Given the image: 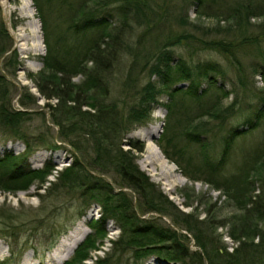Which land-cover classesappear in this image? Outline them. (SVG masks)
<instances>
[{
	"label": "trees",
	"instance_id": "trees-1",
	"mask_svg": "<svg viewBox=\"0 0 264 264\" xmlns=\"http://www.w3.org/2000/svg\"><path fill=\"white\" fill-rule=\"evenodd\" d=\"M33 1L41 13L46 54L42 57V68L28 77L46 101L51 120L59 128V140L73 149L72 162L58 171L51 184L67 189V193L75 195L74 199L78 195L82 197L80 215L86 203H98L101 207L100 216L88 223L93 233L79 244L72 258H85L84 249L94 238L92 236L104 233L111 219L120 228V234L111 240V251L95 260L97 264H109L110 257L118 254L123 258L131 252L140 261L156 255L178 264H264V147L247 149L234 169L228 165L236 136L257 127L264 117V98L253 115L247 114L242 122L226 131L221 148L217 150L207 134L222 132L223 123L238 112L233 103L223 106L229 90L223 83H217L220 69L211 61L177 59L170 50V46L195 40L197 48L225 54L235 64L239 44L223 38L193 39L195 36L186 31L167 35L159 44L161 47H157L149 68L155 78L141 86L136 101L125 111L124 105L111 96L112 84L128 48L127 34L134 13L144 15L142 18L147 23H156L157 10L150 1L124 0L105 13L100 6L92 7L95 3L91 2L97 0H58L55 6L52 0ZM204 1L191 0L196 9ZM47 6L51 13L49 10L45 13ZM56 6L58 11L53 10ZM232 9L226 17L242 26L239 30L244 43L246 32L242 24L252 15L264 13V9L254 11L250 1ZM1 10L0 5V59L13 46ZM198 12L201 14L199 9ZM114 13L118 14L117 20L112 18ZM251 40L258 43L256 38ZM258 51L262 58L254 62V73L259 72L264 77V54L260 48ZM15 63L11 61L12 67ZM137 63L132 65L136 67ZM78 75L82 78L76 81ZM4 78L0 73V83ZM204 82L206 86L202 87ZM2 90L0 132L21 138L26 150L19 154L8 150L0 156V189H28L35 180L42 185L52 174L55 164L46 161L42 167H31L28 159L36 142L22 132V123L33 114L29 108L37 105V96L29 90L20 93L21 108H15L13 96L5 88ZM210 90L215 92V97L203 103L204 95ZM163 93L169 96L166 107L173 115L160 139L165 143L162 146L164 154L176 162L186 176L204 178L226 197L233 196L241 209L229 232L237 242L232 251L207 236V227L213 229L221 223H214L209 216L199 219L198 214L181 210L138 166L134 150L143 151V142L128 139L130 147H123L124 138L135 125L147 122L151 108ZM53 99L55 102L51 103ZM203 117L218 120L217 128L209 127L208 120H202ZM244 125L247 128L241 129ZM38 141L51 148L60 146L41 136ZM192 144L197 146L193 152L188 150ZM9 209L0 210V235L8 240L14 256L20 250H15L17 234L11 226L15 228L22 220L18 211ZM149 212L154 213L153 216L142 215ZM70 225L56 232L66 231ZM182 230L193 234L196 250L190 248L191 240ZM51 235L49 244L53 245L57 235L54 232ZM8 262L0 260V264Z\"/></svg>",
	"mask_w": 264,
	"mask_h": 264
},
{
	"label": "rangeland",
	"instance_id": "rangeland-1",
	"mask_svg": "<svg viewBox=\"0 0 264 264\" xmlns=\"http://www.w3.org/2000/svg\"><path fill=\"white\" fill-rule=\"evenodd\" d=\"M54 6L58 4V0H52ZM92 7H101V12L105 13L109 10L112 11L116 5L123 3L124 0H97ZM127 1V0H125ZM140 3L143 0H138ZM157 10V20L153 24L147 23L143 20L140 13L135 12L134 18L130 21L129 31L127 34L126 52L121 61V68L114 76L111 96L120 104L124 105L123 109L131 106L139 95L138 90L147 81L153 80L155 76L150 72V66L154 62V56L158 49L161 47L159 44L166 39V36L182 31L189 32L197 38H223L233 40L237 46L238 61L233 64L231 60L220 52L214 50H203L196 47L198 41L182 42L174 46H170V50L175 54V58H185L189 61H211L217 64L220 72L217 74L218 84L223 83L225 89L229 90V95L223 99V106H228L233 103L236 114H232L223 123L222 132H209L207 138L214 143L217 150H220L223 143V135L233 125L244 120V117L249 114L253 115L255 111L262 105V98H264V77L259 72L254 73L256 67L254 62L261 60L259 55V48L264 54V13L254 14L247 21L244 22V29L246 37L244 41L243 35L240 34L242 26L232 18H227L228 12L232 11L233 7L238 6L239 3L251 2V9L260 12L264 9V0H205L196 9V5L191 0H148ZM21 0H0V5L3 12L5 24L9 30L12 38L13 46L10 51L5 52L0 59V73L5 77L3 83H0V94L3 88L8 90V94L13 96L12 105L15 108H21L18 102L20 93H27V90L33 92L37 96V105H32L29 110L33 111L29 119L22 123V132L27 135L29 139L35 143L34 151L28 159L31 167L39 168L46 161H51L55 164V169L52 174L48 175L47 181L40 184L35 180L28 189H21L16 191H6L0 189V210L9 211L11 209L18 211L20 214L21 222L16 224L15 228L11 226L13 231L17 234L18 245L15 248L20 250L16 255H11V247L6 238L0 235V260H9L8 264H50L47 263L48 253L52 252L57 246L59 240L68 232L73 229L80 221L87 227V234L80 242L82 243L86 236L92 232L88 223L92 219L100 216L101 207L98 203L85 204L84 212L82 215L79 213V208L82 197L78 196L74 199V194L67 193V189L61 186L52 185L51 182L56 179L58 171L63 167L69 165L73 160V149L68 143H63L59 140L58 126H56L50 117L48 107H46L45 99L37 91L34 81L28 75L39 71L43 66L42 57L46 54V45L44 42V32L42 29V22L40 19V12H38L33 0L32 8L35 13L34 18L41 29V50H23L18 46L16 36L14 33L15 28L19 24H25L30 18L23 17L19 14V10L9 12V5L14 6L20 4ZM51 13L50 8L47 6L45 13ZM58 11V7H54ZM146 14V10H142ZM209 13V14H208ZM56 14V13H55ZM58 14H56L57 17ZM142 15V16H141ZM151 16V15H150ZM118 14L114 13V20H117ZM153 18V17H152ZM150 19V21L152 20ZM224 19V20H223ZM222 20V21H221ZM58 22V19L57 21ZM147 28H150L149 30ZM61 29V28H60ZM256 38L255 40L251 39ZM27 47H31L35 43V38L31 36L25 38L23 41ZM240 43H242L240 45ZM256 44V45H255ZM198 45V44H197ZM159 46V48H157ZM157 48V49H156ZM257 48V52H256ZM149 56V61L148 60ZM6 58V59H5ZM4 59V60H3ZM3 60V61H2ZM15 61V66L12 67L11 61ZM2 61V62H1ZM138 61L136 67L134 64ZM146 61V62H145ZM142 62V63H140ZM145 62V63H143ZM239 62V63H238ZM149 64V65H148ZM30 65V66H28ZM133 71L131 75L129 72ZM242 77V79L240 78ZM82 76L78 75L75 80L78 81ZM130 78V79H129ZM184 83V82H183ZM185 84V83H184ZM206 86V82L202 87ZM24 87V88H23ZM210 90L204 95L205 103L208 99L215 97V92ZM169 96L163 93L159 96L157 104L153 105L150 111V116L147 122L135 125L131 132L124 138V148H129L130 144L128 139H139L144 144L143 151H136V163L138 166L149 175L151 180L156 183L162 192L170 198L175 205L185 212H194L198 214L199 219L209 216L214 223H221L213 229L207 227V236L213 238V241L220 246H226L229 251H232L237 245L236 241L229 235L231 225L234 218L240 213L239 205L236 199L232 196L226 197L223 192L217 190L212 184L208 183L204 178L194 179L195 177H188L184 174L182 169L176 162L169 159L162 151V146L165 145L164 141L160 140L163 134V129L172 119V114L168 112L166 102ZM51 103L55 99L50 100ZM208 102V101H207ZM234 111V112H235ZM161 116H157V113ZM233 112V113H234ZM202 120H208L206 123L209 127L214 128L219 124L218 120L207 119L203 117ZM151 123H158L159 134L155 139L156 144L161 152L168 159L170 163L175 164L176 172L180 173L186 181L178 183L172 189H166V185L162 180L153 178L150 174V169L155 164L142 166L144 164V153L146 142L142 139L138 132H143ZM217 128V127H215ZM242 128H247L246 125ZM247 130V129H245ZM39 136L51 140L59 144V147L51 148L45 146L38 141ZM264 147V117L260 120L257 127L247 130L244 134H238L235 138V146L232 149L228 165L234 169V166L242 158L243 153L249 148L260 149ZM197 146L192 144L188 150L194 151ZM11 150L15 154L22 153L26 150V143L19 137L0 132V156L5 151ZM172 150V147H169ZM156 164L155 167H157ZM156 172V171H154ZM155 175V174H154ZM157 175H155L156 177ZM259 183V182H258ZM81 201V202H80ZM186 203L192 205L186 206ZM80 205V206H79ZM154 213L149 212L142 214L145 217L153 216ZM77 216L75 221L73 218ZM167 221L168 218H163ZM71 225L65 231H57L64 225ZM1 224V223H0ZM205 225V224H204ZM264 226V225H263ZM183 233H187L182 230ZM57 237L56 242L49 244L53 235ZM93 233V232H92ZM120 234V228L113 220H108L106 224V231L99 235L92 236L91 242L85 247V258H72L73 254L65 259L62 264H97L95 260L98 257L105 256L107 251H111V240L116 239ZM190 241V248L197 249L193 234L187 233ZM29 239V241L27 240ZM257 239H255L256 241ZM30 243V244H29ZM86 246V245H85ZM115 255V254H114ZM128 255L132 256L129 257ZM84 257V256H83ZM145 259V260H144ZM140 261L134 257V253H128L123 258L121 255L116 254L110 257L108 263L112 264H178L156 255L148 256Z\"/></svg>",
	"mask_w": 264,
	"mask_h": 264
},
{
	"label": "bare ground",
	"instance_id": "bare-ground-1",
	"mask_svg": "<svg viewBox=\"0 0 264 264\" xmlns=\"http://www.w3.org/2000/svg\"><path fill=\"white\" fill-rule=\"evenodd\" d=\"M8 9L10 13L19 10V14L21 16L30 18L25 24H19L14 30L18 46L23 50H35L39 52V50H41V29L37 24V20L34 18L35 13L33 12L31 0H21L20 4L17 6L9 5ZM30 36L35 38V43H32L31 47H27L25 45L26 43L21 41L25 38H29ZM157 116H161V113H157ZM158 134V123H151L147 129L143 130V132H138V135L146 142L144 153L145 165L142 164V166H148L149 164H155L156 166V164H158L157 167H151L150 174L153 175V178L162 180L166 185V189H172L176 186V184L184 183L186 178L175 171V164L170 163L161 152L155 142ZM154 174L157 176L155 177ZM87 232L88 230L86 225L80 221L68 232V234L64 235L59 240L54 250L48 253L47 263L62 264L65 259L69 258L73 254L75 248L83 240Z\"/></svg>",
	"mask_w": 264,
	"mask_h": 264
}]
</instances>
